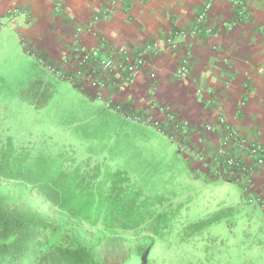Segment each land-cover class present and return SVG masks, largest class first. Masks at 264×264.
Returning a JSON list of instances; mask_svg holds the SVG:
<instances>
[{"label": "rangeland", "instance_id": "rangeland-1", "mask_svg": "<svg viewBox=\"0 0 264 264\" xmlns=\"http://www.w3.org/2000/svg\"><path fill=\"white\" fill-rule=\"evenodd\" d=\"M9 53L0 48L1 187L76 173L78 190L121 201L138 240L153 241L152 264H264V212L240 186L195 172L178 144L46 74L40 56L18 62ZM38 77L53 86L41 109L22 98ZM79 224L104 230L101 221Z\"/></svg>", "mask_w": 264, "mask_h": 264}, {"label": "crops", "instance_id": "crops-1", "mask_svg": "<svg viewBox=\"0 0 264 264\" xmlns=\"http://www.w3.org/2000/svg\"><path fill=\"white\" fill-rule=\"evenodd\" d=\"M106 1L0 0V48L14 54L18 62L40 56L46 74L60 78L47 69L50 66L73 77L77 83L72 84L93 101L111 109L115 104L130 106L144 118L141 125H150L178 144L188 167L208 180L214 179L208 172L210 162L206 159L203 164L198 156L205 147L220 144V117L264 146V36L260 32L264 0L116 1L111 14L96 24L95 36L79 34L83 48L97 50L100 61L117 51L134 53L146 46L159 51L146 58L132 82L115 93L92 91L76 75L70 59L76 28L99 16ZM182 30L187 37L177 36L176 48L167 49L166 39ZM183 62H187L186 73L176 76ZM213 97L219 108L210 107ZM170 116L190 126L181 140L152 124L166 127ZM206 125L214 131L204 132ZM249 164L254 166L252 161ZM251 183L255 192L264 191V167L253 169Z\"/></svg>", "mask_w": 264, "mask_h": 264}, {"label": "trees", "instance_id": "trees-1", "mask_svg": "<svg viewBox=\"0 0 264 264\" xmlns=\"http://www.w3.org/2000/svg\"><path fill=\"white\" fill-rule=\"evenodd\" d=\"M29 89L22 98L37 109L53 95L40 77ZM79 185L78 174L57 170L19 190L0 186V264H152L153 241L138 240L135 218L121 201L105 202ZM83 221H101L104 230L88 231Z\"/></svg>", "mask_w": 264, "mask_h": 264}, {"label": "built area", "instance_id": "built-area-1", "mask_svg": "<svg viewBox=\"0 0 264 264\" xmlns=\"http://www.w3.org/2000/svg\"><path fill=\"white\" fill-rule=\"evenodd\" d=\"M117 2L124 0H107L103 12L95 16L87 24L76 28L73 41L70 47V56L73 64L76 66V75L83 81H86L92 91L96 90H112L114 93L122 90L126 85L130 84L134 77L139 73L146 63V58L156 54L159 50L154 46H146L145 48L134 52L117 51L111 54L105 60H98V51H86L79 43L78 36L82 32L92 36L96 35V24L102 18H106L111 14ZM209 6H207L208 8ZM16 12V11H12ZM261 34L264 36V26L260 28ZM177 36L187 37V31L182 30L173 36L166 39V48L175 49L177 45ZM187 62L176 71V76H183L186 73ZM49 71L57 73L62 79L70 81L76 85L73 77L65 76L59 73L54 68L48 66ZM99 97V96H97ZM212 108H219L217 98L213 97L209 101ZM116 110L123 117L129 120L145 123L139 114L132 111L130 106L115 104ZM153 126L161 133L168 135L170 138H181L186 135L190 126L187 123H178L174 117L170 116L166 122V127H163L159 122L153 121ZM220 126L221 137L220 144L216 148L205 147L203 153L198 156V159L205 164L206 159L210 165L209 174L216 180L234 183L241 187L244 197L249 202H256L258 206L264 207V191L255 192L252 189L251 176L255 167H264V146L256 138H248L242 135L239 131L228 126L224 118L218 119ZM214 129L210 125L204 127V132H213ZM181 140V139H180ZM204 142V140H202ZM252 161L254 166L249 164ZM254 167V168H253ZM208 176V175H206Z\"/></svg>", "mask_w": 264, "mask_h": 264}]
</instances>
